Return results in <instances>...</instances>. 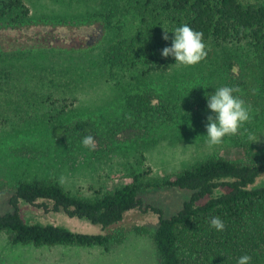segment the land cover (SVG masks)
I'll return each mask as SVG.
<instances>
[{"label": "rangeland", "instance_id": "374dc122", "mask_svg": "<svg viewBox=\"0 0 264 264\" xmlns=\"http://www.w3.org/2000/svg\"><path fill=\"white\" fill-rule=\"evenodd\" d=\"M22 1L28 16L15 25H0V212L21 179L51 180L72 195L91 198L134 175L145 185L211 156L240 162L244 150L264 153L260 73L247 47L207 44L206 59L193 66L174 63L166 70L141 63L110 65L103 60L110 43L146 32L133 8L107 26L98 16L104 10L100 1L89 6L78 0ZM222 86L240 87L234 95L251 106V119L238 135L225 136L210 149L206 125L214 113L207 98ZM133 96L152 98V106L139 109L129 103ZM78 122L87 129H77ZM54 125L67 131L54 136ZM89 134L96 141L94 150L82 144ZM140 196L142 206L126 215L120 242L36 247L11 244L0 233V264H160L150 207L169 214L186 193L143 188ZM45 220L98 231L53 214Z\"/></svg>", "mask_w": 264, "mask_h": 264}, {"label": "trees", "instance_id": "16d2710c", "mask_svg": "<svg viewBox=\"0 0 264 264\" xmlns=\"http://www.w3.org/2000/svg\"><path fill=\"white\" fill-rule=\"evenodd\" d=\"M85 6L100 1L104 10L101 22L110 26L114 17L129 8L142 16L146 32L110 43L103 53L104 63H141L166 70L175 63L161 55L171 47L174 30L187 24L203 33L207 44H236L254 54L253 66L260 73V107L264 111V0H78ZM29 14L22 0H0V25L20 23ZM164 29L169 39L162 37ZM1 31V29H0ZM44 39L48 35L41 31ZM46 36V37H45ZM126 65V64H124ZM150 97H131L139 109L152 106ZM64 109V105H60ZM85 131V122L76 123ZM67 131L54 125V136ZM235 162L211 156L173 175L141 183L137 176L122 186L83 198L67 192L51 180H18L3 202L0 233L11 244L103 246L120 242L125 234L126 215L142 206L143 188L186 193L173 203L169 214L151 206L156 218L152 238L160 264H237L249 255L251 264H264V153L243 152ZM53 214L98 227L97 232L79 230L67 224L45 220ZM219 217L223 231L210 226Z\"/></svg>", "mask_w": 264, "mask_h": 264}, {"label": "clouds", "instance_id": "9594fccd", "mask_svg": "<svg viewBox=\"0 0 264 264\" xmlns=\"http://www.w3.org/2000/svg\"><path fill=\"white\" fill-rule=\"evenodd\" d=\"M167 30L164 29L163 39L168 40ZM174 39L171 47H165L161 55L164 57L172 56L175 58L177 66H193L206 59V44L203 40V33L193 30L187 24L175 28ZM256 94V89H253ZM241 93L239 86H222L216 89L207 98V107L214 115L207 117V145L211 149L223 142L225 136H235L240 132L241 127L251 119V106L239 96ZM131 119V116L127 117ZM82 144L90 150L95 149V138L92 135H85ZM65 178L60 177L59 183L63 184ZM210 226L217 231L225 229L224 222L219 217L210 218ZM252 257L243 255L238 258L237 264H251Z\"/></svg>", "mask_w": 264, "mask_h": 264}]
</instances>
